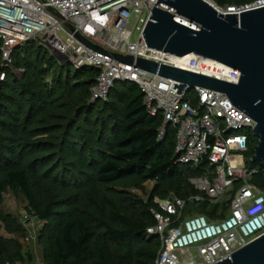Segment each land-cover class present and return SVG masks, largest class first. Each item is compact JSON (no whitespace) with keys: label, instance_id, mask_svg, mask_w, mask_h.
<instances>
[{"label":"built area","instance_id":"built-area-1","mask_svg":"<svg viewBox=\"0 0 264 264\" xmlns=\"http://www.w3.org/2000/svg\"><path fill=\"white\" fill-rule=\"evenodd\" d=\"M158 1L0 0V82L15 70V53L33 45L63 73L70 68L95 73L90 104L108 102L122 84L137 85L148 112L162 118L160 139L174 132L176 164L202 172L192 180L198 193L189 199L154 198L155 225L147 234L161 242L155 264H217L264 236V187L254 181L264 172L246 160L256 123L224 93L186 86L115 59L141 58L239 83L241 72L228 65L148 48L143 33ZM203 1L224 16L264 7V0L228 6ZM189 203L226 209L214 219L201 213L185 217Z\"/></svg>","mask_w":264,"mask_h":264},{"label":"trees","instance_id":"trees-1","mask_svg":"<svg viewBox=\"0 0 264 264\" xmlns=\"http://www.w3.org/2000/svg\"><path fill=\"white\" fill-rule=\"evenodd\" d=\"M215 1L226 4L225 0ZM22 52H27L28 56ZM34 56L36 64L47 58L33 45L18 50L14 57L15 69L33 65L25 61L29 57L35 59ZM48 60L54 63L52 59ZM45 71H39L41 80H44ZM91 73L90 81L73 86L58 81L51 87L47 84L42 87V81L27 74L23 80L13 79L11 82L8 77L0 86V128H7L12 134L7 136L6 143L0 145V203L5 192L11 190L17 196L23 194L28 201L27 209L41 220L54 218L45 233L51 248L50 264H155L161 242L158 237L147 234L148 228L155 225L153 201L145 204L129 200L131 205L140 206L138 211L129 215L117 201L103 199L99 187L136 179L141 183L154 182L156 190L163 191L178 181L183 183L187 173L198 176L202 172L176 164L174 132L169 130L160 139L162 118L148 112L137 85L122 84L112 92L108 102L94 105V108L99 106L100 110L110 114L113 123L111 136L101 129L95 145L84 134L81 139L73 134L66 135L67 139L61 141V149L68 151L78 162V171L83 177L81 185L91 196L84 212H65L54 217L53 203L43 206L42 177L33 166L25 164L26 150L32 154L34 146L22 144L23 130L38 123L41 115L55 118L57 116L49 112L69 108V104L60 103V98H55L62 90H68V96L75 101L86 95L90 98V88L95 83V73ZM87 110L89 107L83 106L82 111ZM69 137L72 138L70 142ZM257 142L254 139L251 146L252 156ZM72 168L69 171H77L74 165ZM254 181L264 187V177H257ZM197 193H188L181 198L187 200ZM196 207H201L200 213L212 219L222 208L206 203ZM8 254L7 245L0 240V264ZM16 255L21 258L20 248Z\"/></svg>","mask_w":264,"mask_h":264},{"label":"rangeland","instance_id":"rangeland-1","mask_svg":"<svg viewBox=\"0 0 264 264\" xmlns=\"http://www.w3.org/2000/svg\"><path fill=\"white\" fill-rule=\"evenodd\" d=\"M225 2L224 5L228 6L236 4V2L237 5H245L252 1L225 0ZM22 55L28 56L27 52L26 54L22 52ZM35 59L31 60L29 57L25 61L32 63L31 66H24L23 69L17 70L21 68V66H18L17 69L9 71L7 79L0 82V86L4 85L8 77L11 82L13 79L23 80L26 74L39 79V82L42 81L40 84L42 87L45 84L51 87L54 82L57 84L58 81L60 84L62 82L63 84L70 83L73 86V84L92 79V73L88 70L75 72L74 69L70 68L69 71L62 73V70H59L47 58L41 59L42 62L39 61L37 64V58ZM42 69L46 70L44 80H41L38 75ZM1 70L2 62L0 60V72ZM68 95V90H62L55 97L60 98V103L69 104L68 109L49 112L56 115V119L50 116L46 118L44 115L39 116L37 120L41 121L42 119V125L37 121L38 123L35 125L24 129L22 137H20V141L22 144H26L25 146H31V144L34 146L32 154H29L26 150L25 164L33 166L42 177L43 206L53 203L54 217L65 212H84L89 200H91V196L81 185L83 177L78 171L80 169L78 162L72 158L68 151L61 149V141L66 138V135L73 134L81 139L84 134L85 138L91 139L95 145L101 129L111 136L113 124L108 111L100 110L99 106L94 108L95 104L89 103L87 95L79 97L82 102L84 100V103L80 100L75 101ZM76 95L79 96L78 93ZM85 105L89 107V111L83 112L82 108ZM10 135L12 134L7 128H0V145L6 143V138ZM71 139L69 137L68 141L70 142ZM255 139L258 141L257 137ZM252 157V154H246L249 167L264 172V166L254 163ZM72 165L77 168V171H69L73 169ZM193 178L192 174L187 173L183 183L178 181L176 185H171L163 191L156 190L154 182L141 183L136 179H132L127 183L100 186L99 190L103 199L117 201L125 213L132 215L140 209V206L131 205L129 200H139L148 204L150 201H154L155 197L162 199L186 197L188 193L193 194L196 191L195 184L192 182ZM178 191H180V194ZM131 203L134 202L131 201ZM221 206L224 205L221 204ZM27 207L28 201L23 194L17 196L11 190H8L3 195V200L0 203V240L7 245L9 254L2 264H50L51 248L45 233L54 218L43 221ZM200 210L201 207L197 208L194 204H188L184 216L200 213ZM18 248L21 249V258L16 255Z\"/></svg>","mask_w":264,"mask_h":264},{"label":"water","instance_id":"water-1","mask_svg":"<svg viewBox=\"0 0 264 264\" xmlns=\"http://www.w3.org/2000/svg\"><path fill=\"white\" fill-rule=\"evenodd\" d=\"M143 33L148 48L184 57L195 54L241 72L232 84L145 59H115L190 87L227 95L255 121L253 162L264 166V7L222 15L203 0H159ZM78 38L88 43L82 37ZM217 264H264V236Z\"/></svg>","mask_w":264,"mask_h":264}]
</instances>
